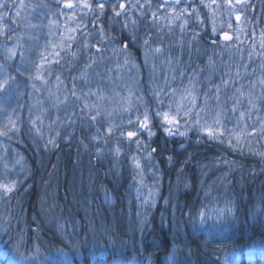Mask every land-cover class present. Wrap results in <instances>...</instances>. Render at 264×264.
<instances>
[{
    "label": "rangeland",
    "instance_id": "obj_1",
    "mask_svg": "<svg viewBox=\"0 0 264 264\" xmlns=\"http://www.w3.org/2000/svg\"><path fill=\"white\" fill-rule=\"evenodd\" d=\"M196 1L199 3L197 8L194 3ZM217 1L223 3L222 0ZM6 2L7 8L0 9V13L10 16L11 19L6 24L0 22V29L5 31L15 29V31H11L9 37L0 35V81L12 78L8 80L5 90L0 91V130H6L5 126L9 125L10 120L16 122L18 130L8 132L7 135H0V185L16 182L15 189L11 193L6 194L0 188V264H73L65 252L59 251L58 257L54 258L53 255L47 256L43 251L40 252L36 244L34 246L32 243V247L27 246L19 231V225L16 224L17 213H14L16 206L14 200H16V192L29 174V167L20 147L21 145L26 146L24 132H27L28 138L37 137L45 144H48L50 140L56 142L62 137L66 141H70L78 126H84L94 135H97V129H99L103 135L104 128H101L99 124L90 125L85 115L81 114L80 102L73 103L70 97L67 103L54 106L55 101L49 95V90H51L63 99L66 89H71L73 86V78L81 76L85 66L90 62V58L97 59V64L93 67L95 72L101 73L104 78L101 79L100 76L93 75L92 71H89L88 81L76 79V87L84 92H87L89 88L93 91L98 88L103 90L107 99L103 102L102 107L111 112V116H105L104 126H115L112 136L116 135L117 138H121L120 140L132 144L136 150L132 158H138L140 163V169H137L132 160V195L129 203L134 202V205L129 204L127 222L130 226L125 230L132 239H134L132 232L134 227L140 234L146 229L145 225L154 215L162 192L160 176L154 169L146 172L145 162H150L151 157L148 155L149 140L155 136L156 126L161 127V122L156 118L155 113L157 110H168L167 106L171 103L164 96L165 92L176 89L179 93V91L190 87L191 83L194 85L195 94L198 97L197 104L202 106L205 94L213 96L215 87L220 86V104L209 102L211 110L207 113V122L211 124L216 111H223L224 125L231 129L239 120V111L247 113L249 108L245 99L237 113L230 112L233 93L236 88L243 86L247 96L249 87L252 85V99L257 107L248 113L250 119L246 116L244 121H240V127L246 123L249 126L246 131L251 132L252 127L255 126L260 132L261 123L264 122V117L260 116L262 115L260 107L264 105V87H261L258 81L264 78L233 84L231 83L232 76H229L223 67L229 66L231 59L239 60V65L243 67L248 65L249 54L244 52L241 45L235 40V34H240L244 40L246 37L243 34H250L253 29L250 13L243 14V12H249L248 8L242 11L237 9L241 15V20L237 22L235 14L229 16L224 8L206 7L205 5H211V0H203V3L201 0H181V3L177 5L171 3L165 8H160L161 0H151L150 6L145 4V0H140L141 4H145V7L140 9L137 6L136 9L126 14L127 18L114 16L110 5L115 0H104L106 7L102 15L96 11L88 12L87 9L82 8L69 10L62 6L64 0H15L14 6L13 0H6ZM73 2L75 3L77 0H73ZM89 2L93 3L95 9L94 0H89ZM172 8H175L177 12L187 9L183 19H186L188 24L183 31L179 27L182 20H173L169 24L168 19L154 22L151 18L152 12H157L161 17H171L170 10ZM17 12L20 13L18 17L16 16ZM97 16H99V25L103 27L104 39L101 38L99 28L92 26V21ZM70 17H75L78 21L88 25L84 31L90 33L87 41L89 48L82 47L83 37L77 35L72 48V51L77 54V59L71 60L69 57H65L60 65L52 66L53 75L46 76L47 84H43L41 81L33 79L36 65L40 62V54L46 51L50 43H58L61 33L67 35L66 26H76L69 19ZM230 22L231 29L228 28ZM213 27L216 28L215 33ZM223 32L232 34L233 40L223 41ZM204 37L207 38V41L204 40ZM146 40L147 44H145ZM212 41H215V44ZM94 45H98L102 49L100 54L103 56L102 61L96 54L95 48L92 47ZM125 45H127L126 48ZM157 47L161 48L160 53L154 52ZM11 48H15L17 52L14 58H8V50ZM20 53L23 55L21 56ZM126 59L128 63H125ZM221 71L226 76H221ZM56 75H60L64 86H66H62L58 92ZM224 80L230 81L227 87L222 84ZM33 84H35V88H33ZM160 89H163L161 99H163L164 107L162 109L157 108L158 101L154 95V91ZM129 91L132 93L130 107L127 100L124 99L129 97ZM79 94L78 92L77 95ZM89 99L96 100L95 97ZM178 99L179 95H177ZM124 108H128V111H124ZM145 109L152 117L150 127L154 135L149 137L147 132H141L139 134L141 147L138 149L135 138L133 141H129L126 137L119 136V132L126 133L135 130V125H129L128 120L129 118L135 120L136 116L143 113ZM197 111L199 109H194L193 115L186 120L182 119L180 125L185 120L189 127L196 126L200 129L203 137L222 143L239 153L264 160V133L242 138L239 143L233 140L231 145L227 139H224L223 142L218 139H210L204 132L205 121L201 119L197 123L195 115ZM200 115L203 117L205 113L201 112ZM37 117L40 119L36 121L34 127L32 122ZM37 128L39 132H37ZM161 129L163 128L161 127ZM237 130L239 131V128ZM174 131L176 129H173ZM107 137L103 136L102 142ZM208 171L212 173L214 169L211 168ZM207 176L208 174H206V178ZM149 190L152 193L151 197H149ZM223 192L226 190L224 189ZM102 193L103 201L107 205H112L113 199H107L104 190ZM42 200L44 204L45 199ZM146 200L147 203H145ZM52 207L55 209L53 203ZM207 210L208 212L202 213L198 217L200 225L197 234L202 230L211 234L215 231L216 226L224 224L222 220L224 211L219 215L211 208H207ZM228 211L226 216L232 215L234 212L231 209ZM257 212L264 214V208L259 206ZM133 215L136 217L137 224ZM103 234L107 235V232L104 230ZM179 245L181 246V244ZM180 246H174L166 258L165 264H179L180 251L178 248ZM107 254L105 249L102 250L99 259H103V262L95 261L94 264H152L150 256L146 258L135 256L126 258V260L115 257L114 261H108ZM245 256L247 261H251L255 257L264 258V242L257 243L247 249ZM78 257L80 258V254Z\"/></svg>",
    "mask_w": 264,
    "mask_h": 264
},
{
    "label": "trees",
    "instance_id": "obj_2",
    "mask_svg": "<svg viewBox=\"0 0 264 264\" xmlns=\"http://www.w3.org/2000/svg\"><path fill=\"white\" fill-rule=\"evenodd\" d=\"M251 5L257 35L254 42L246 37L241 46L253 53L248 65L231 59L229 66H223L235 82L264 78V56L260 55L264 50L259 48L264 0H252ZM260 110L264 117V105ZM155 131L148 148L155 152L150 162L142 161L146 172L154 169L160 176L162 192L146 229L141 234L132 229L134 239L125 232L130 226L127 214L136 152L132 144L116 135L102 142L84 126H78L70 141L59 138L55 147L24 132L26 146L20 147L29 174L15 194L14 213L27 246L36 244L40 252L54 258L59 251L65 252L73 264L103 262L99 257L104 249L108 261L150 256L152 264H165L179 244V264H264V258L247 261L245 256L247 249L264 242V214L257 212L259 206L264 208V160L203 137L200 129L189 127L185 120L178 130L184 136L168 135L160 126ZM102 190L107 199H113L112 205L103 201ZM207 208L219 215L224 211V224L211 234L204 230L197 234L198 217ZM229 209L234 212L226 216Z\"/></svg>",
    "mask_w": 264,
    "mask_h": 264
},
{
    "label": "snow or ice",
    "instance_id": "obj_3",
    "mask_svg": "<svg viewBox=\"0 0 264 264\" xmlns=\"http://www.w3.org/2000/svg\"><path fill=\"white\" fill-rule=\"evenodd\" d=\"M173 3L179 4L181 0H172ZM95 3V9L93 8V3H90L89 0H77V2H73V0H64L63 7L67 8L69 10H74L76 8H82L87 9L88 12L96 11L100 15L103 14L105 11V3L104 0H94ZM165 3H168V0H165ZM201 3H203V0H201ZM145 4L149 5L151 4V0H145ZM145 4H141L140 0H115L114 3L110 5L111 10L115 17L120 16H126V14L136 9L137 6H139L140 9H143L145 7ZM212 4H216L217 8L223 7L224 11L229 15L232 16L235 14V20L239 22L241 20L240 12L237 11V9H240L241 11L247 8L254 9V6H252L249 2V0H223V5L218 4L217 0H212ZM15 5V0H13V6ZM7 2L6 0H0V9L7 8ZM165 4H161L160 8H163ZM206 7H211V5H205ZM171 17H161L158 15L157 12L151 13V18L154 22L159 21L161 19H168L169 24L172 23L173 20H182V23L179 25L181 31L184 30V27L188 24V21L186 19H183L184 14L187 12V9H182L181 11L177 12L175 8H172L171 10ZM193 12H195V9H193ZM20 15L19 12L16 13V16L18 17ZM191 15V13H189ZM11 19L10 16L5 15L3 13H0V22H6ZM73 23L76 24L75 27L66 26L65 31L67 32V35L64 33H61L60 40L58 43L49 44L46 48L45 52H42L40 54V62L36 65L35 68V76L33 79L41 81L43 84H47L46 76H52L54 69L52 66L54 65H60L62 60H65V57H69L71 60L77 59V54L72 51L73 44L76 42L77 35H80L83 37L84 43L82 45L83 48L88 49V37L90 33H87L84 31L88 25L83 24L82 22L78 21L75 17L69 18ZM99 16L95 20L92 21V26L94 28L98 27L100 30L101 38L104 39V33H103V27L102 25H99ZM134 23V22H133ZM32 27H35V25H32ZM228 28H232L231 22L228 24ZM11 31H15V29H12ZM11 31H5L4 29H0V35H4L5 37H9L11 35ZM213 32H216V28L213 27ZM245 37L250 39L251 41H255L256 39V31L255 29L252 30L251 34L248 33L243 34ZM222 39L223 41H232L233 35L229 34V32H223L222 33ZM235 40L242 46L245 43V40L241 38L240 34H235ZM213 44H215V41H212ZM145 44H147V40L145 41ZM95 48L96 54L99 55V59L102 61L103 56L100 55L102 53V49L98 45L92 46ZM125 48L127 45L124 46ZM253 49H255L256 45L255 43L252 44ZM259 48L264 50V30L260 31L259 33ZM162 50L161 48L157 47L154 49L155 53H160ZM63 53V55H62ZM252 52H249V58L252 56ZM17 55L16 49L11 48L8 50V58H14ZM22 56L23 53H20ZM261 56H264V51L260 52ZM125 63H128V60H125ZM97 64V59L95 57L90 58V62L85 66V69L82 71L81 76L79 78H73V86L71 89H66L65 95L63 96V99L60 98V96L56 95V93L49 90V95L54 99L55 104L54 106H58L59 104L67 103L70 99V97L73 100V103L80 102V112L82 115H85V118L87 119L88 123L90 125L99 124L101 128H104V133L101 135L100 130L97 129V135L94 137V139L102 140L103 136L111 137L114 134V127L113 125H108L107 127L104 126V118L105 116H111V112L107 111L102 107L103 102L107 99L102 89H97L96 91H93L91 88L87 92H84L83 90L77 89L76 87V79L83 80L85 82L88 81V72L92 71L93 75L100 76L101 79H103V75L101 73L95 72L94 65ZM239 76V72H237V77ZM12 79L11 77L0 81V91L5 90V86L8 84V80ZM56 89L57 92L60 90V88L66 87L63 84V81L61 80L60 75H56ZM230 81L224 80L222 81V84L224 87H227ZM231 83H235V81H231ZM258 84L261 87H264V79H261L258 81ZM252 85L249 87V91L247 96L245 95V91L243 86L236 88L235 92L232 96V107L229 109L230 112L233 114L237 113L239 106L242 105L244 100H247V104L249 105L248 112L245 111H239V120L236 125H234L233 128L229 129L225 127L224 122L222 120V117L224 116L223 111H216L211 124L207 122V113L211 109L209 108V102H213L216 105L220 104V86L215 87V94L213 96H209L208 94H205L202 106L197 104V95L195 94V87L194 85H191L190 87L185 88L181 91L176 89H171L169 92H165L164 96L167 97L171 103L167 106L168 110H157L155 113L156 118H158L161 122V127L168 135H174L179 134L181 136L186 135L185 132H179L180 127V121L182 119L189 118L193 115L194 109H199L195 113L197 118V123L200 122L201 119L205 121L203 128L205 134L210 139H218L223 142L224 139H227L229 145L232 144L233 140H235L237 143L240 142L242 138L245 137H251L253 135H257L260 133H264V122L261 123L260 132H258L257 128L255 126L252 127L251 132L246 131V129L249 127L246 123L243 125V127H240V121H244L245 117L248 116L250 119V113L251 111L256 109V104L253 102L252 99V91H251ZM33 88H35V84H33ZM80 93L77 95V93ZM161 92H163V89L154 91V95L157 98V108L162 109L164 107L163 99H161ZM132 93L129 91V97L124 98L127 100V104L129 107L131 106V97ZM177 95H179V99L177 100ZM95 97V101H91L89 98ZM173 105H175L173 107ZM124 111H128V108H124ZM203 112L205 115L201 117L200 113ZM40 118L37 117L36 120H34L33 126L35 127L36 121ZM151 115L147 109L139 115L136 116L135 120L129 118L128 124L129 125H135V130L127 131L126 133L123 131L119 132V136L126 137L129 141H133L135 138V142L137 143L138 149L141 147L140 141H139V134L141 132H147L149 137L154 135L151 131L150 123H151ZM239 128V131L237 130ZM6 130H0V135H7L8 132H15L17 131L16 122L10 120L9 125L5 126ZM173 129H176V132H173ZM37 132H39V129H36ZM49 143L53 144V147H55V142L50 140ZM106 143V141H105ZM146 147V146H145ZM100 149L98 148V152ZM117 153H119V148L116 149ZM155 152V149H151V152H149V156H151V153ZM134 165L137 169H140V163L139 159L136 157H133ZM16 186V182L13 181L11 184H3L0 185V188L4 190V192L11 193ZM152 193L151 190H149V197H151ZM148 201L146 200L145 203Z\"/></svg>",
    "mask_w": 264,
    "mask_h": 264
},
{
    "label": "flooded vegetation",
    "instance_id": "obj_4",
    "mask_svg": "<svg viewBox=\"0 0 264 264\" xmlns=\"http://www.w3.org/2000/svg\"><path fill=\"white\" fill-rule=\"evenodd\" d=\"M223 1V0H222ZM251 1L252 0H250L249 2H250V4H251ZM171 3H173L172 2V0H168V3H165V0H161V4H165V6L163 7V8H165L166 7V5H169V4H171ZM181 3V2H180ZM195 3V5H196V8H197V6L199 5V3L196 1V2H194ZM211 9H213L214 7L216 8V9H219V8H217L216 7V4H212V0H211ZM217 3L218 4H221V5H223V3H220L219 1H217ZM175 5H177V4H175ZM175 5H173V6H175ZM222 9H223V7H221ZM250 8H248V10H249ZM248 12H243V14H247Z\"/></svg>",
    "mask_w": 264,
    "mask_h": 264
}]
</instances>
